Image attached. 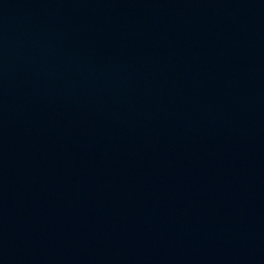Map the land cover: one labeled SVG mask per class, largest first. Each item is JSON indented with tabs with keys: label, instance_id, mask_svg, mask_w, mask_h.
Returning <instances> with one entry per match:
<instances>
[{
	"label": "water",
	"instance_id": "1",
	"mask_svg": "<svg viewBox=\"0 0 264 264\" xmlns=\"http://www.w3.org/2000/svg\"><path fill=\"white\" fill-rule=\"evenodd\" d=\"M0 264H264V0H0Z\"/></svg>",
	"mask_w": 264,
	"mask_h": 264
}]
</instances>
